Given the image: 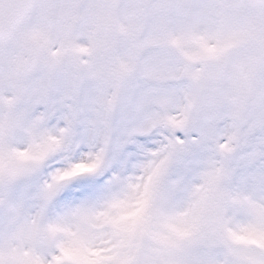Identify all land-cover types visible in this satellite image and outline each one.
I'll return each mask as SVG.
<instances>
[{
    "label": "snow or ice",
    "instance_id": "obj_1",
    "mask_svg": "<svg viewBox=\"0 0 264 264\" xmlns=\"http://www.w3.org/2000/svg\"><path fill=\"white\" fill-rule=\"evenodd\" d=\"M0 264H264V0H0Z\"/></svg>",
    "mask_w": 264,
    "mask_h": 264
},
{
    "label": "rangeland",
    "instance_id": "obj_2",
    "mask_svg": "<svg viewBox=\"0 0 264 264\" xmlns=\"http://www.w3.org/2000/svg\"><path fill=\"white\" fill-rule=\"evenodd\" d=\"M80 170H83V169H77V171H80Z\"/></svg>",
    "mask_w": 264,
    "mask_h": 264
}]
</instances>
